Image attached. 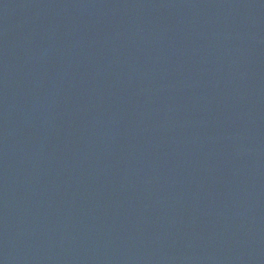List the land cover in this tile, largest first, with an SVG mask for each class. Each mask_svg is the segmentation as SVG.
<instances>
[{"label": "water", "instance_id": "water-1", "mask_svg": "<svg viewBox=\"0 0 264 264\" xmlns=\"http://www.w3.org/2000/svg\"><path fill=\"white\" fill-rule=\"evenodd\" d=\"M0 264H264V0H0Z\"/></svg>", "mask_w": 264, "mask_h": 264}]
</instances>
